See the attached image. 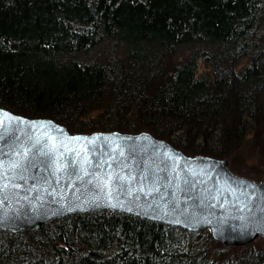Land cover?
Wrapping results in <instances>:
<instances>
[{"label": "trees", "instance_id": "1", "mask_svg": "<svg viewBox=\"0 0 264 264\" xmlns=\"http://www.w3.org/2000/svg\"><path fill=\"white\" fill-rule=\"evenodd\" d=\"M0 107L71 133L146 131L262 181L264 0H0ZM0 264H264V237L230 247L103 210L0 229Z\"/></svg>", "mask_w": 264, "mask_h": 264}, {"label": "water", "instance_id": "2", "mask_svg": "<svg viewBox=\"0 0 264 264\" xmlns=\"http://www.w3.org/2000/svg\"><path fill=\"white\" fill-rule=\"evenodd\" d=\"M4 112L24 123L9 122ZM0 120H4L0 126V135L4 136L0 140L2 230L25 232L69 214L113 210L190 231H210L213 238L230 247L246 246L264 237V180L235 174L227 159L186 155L146 131L71 133L52 119L30 118L2 107ZM42 122L46 125L43 129L31 127ZM56 128L63 129L64 134L56 132ZM45 131L66 143L68 137H96L87 144L92 163L84 167L89 175L81 171L74 152H65L76 175H69L72 168L56 174L54 166L44 168L38 164L28 167L21 180V170L12 169L11 163L27 164V160L16 149L23 153L25 133L35 138ZM15 137L20 139L13 148ZM86 143H73L71 147L78 151ZM36 158L44 159L39 155ZM98 161L104 162L101 169L95 168ZM108 174L131 179L113 178L106 184L104 177Z\"/></svg>", "mask_w": 264, "mask_h": 264}, {"label": "snow or ice", "instance_id": "3", "mask_svg": "<svg viewBox=\"0 0 264 264\" xmlns=\"http://www.w3.org/2000/svg\"><path fill=\"white\" fill-rule=\"evenodd\" d=\"M3 117L8 120L9 122L16 120L18 123H24L20 118L12 117L8 113L4 112ZM50 123V122H49ZM4 125V120H0V126ZM32 128H45L46 125L42 122L39 125L33 123L31 125ZM56 132L60 134H64L63 129L56 128ZM25 136L27 137L25 143V148L23 153L19 152V149L17 148V154L23 155L25 159L27 160V164H20L18 162L13 161L11 163L12 169H20V179L24 180L25 177L23 175V172L27 170L28 167H37V165H43L44 168H48L51 166L53 167V173L59 174L63 173L66 168H72V171L69 173V175H76L75 168L72 167V162L68 160V158L64 155L65 152L73 153L75 154L77 158V163L81 165V171L84 172V175H89V172L84 165H90L92 162L88 159V148L87 144H92L96 137H93L92 139H89L88 137H68L67 143L64 140H59L56 136L51 135L48 131H45L42 135H38L35 138L32 136L31 133H25ZM19 137L14 138V144L13 148L16 147V143L19 141ZM131 139V138H128ZM0 140H4V136L0 135ZM81 141H86L87 143L82 145L80 147V150H75L71 147L73 143L80 144ZM39 146V147H38ZM60 149H64L63 152L60 151ZM35 150V151H33ZM92 151H96L95 149H92ZM115 151V149H113ZM37 155L40 157H44L42 160H37ZM121 155L123 153L121 152ZM29 156H31V159H29ZM115 159V157H113ZM104 166L103 161H98L95 164V168L101 169ZM78 179H81L82 177H77ZM115 178L116 180H124V179H131V177H123L116 175L113 177L112 174H108L106 177H104L105 183H110L111 180ZM46 179V178H44ZM144 179H148V177H144ZM185 183H188L187 180H185ZM4 187H7L5 185Z\"/></svg>", "mask_w": 264, "mask_h": 264}, {"label": "rangeland", "instance_id": "4", "mask_svg": "<svg viewBox=\"0 0 264 264\" xmlns=\"http://www.w3.org/2000/svg\"><path fill=\"white\" fill-rule=\"evenodd\" d=\"M203 65H204V64H203L202 60H199V61H198V71H199V72H201V70H202V68H203ZM235 174H236V173H235Z\"/></svg>", "mask_w": 264, "mask_h": 264}]
</instances>
